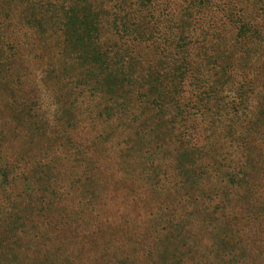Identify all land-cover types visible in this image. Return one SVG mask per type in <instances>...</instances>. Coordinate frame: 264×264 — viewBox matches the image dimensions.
<instances>
[{
    "label": "rangeland",
    "instance_id": "obj_1",
    "mask_svg": "<svg viewBox=\"0 0 264 264\" xmlns=\"http://www.w3.org/2000/svg\"><path fill=\"white\" fill-rule=\"evenodd\" d=\"M258 1L203 0L181 19L191 31L235 16L249 31L229 43L236 57L216 73L207 113L146 111L121 91L111 105L64 106L42 61L30 63L33 129L0 117V264H264Z\"/></svg>",
    "mask_w": 264,
    "mask_h": 264
},
{
    "label": "trees",
    "instance_id": "obj_2",
    "mask_svg": "<svg viewBox=\"0 0 264 264\" xmlns=\"http://www.w3.org/2000/svg\"><path fill=\"white\" fill-rule=\"evenodd\" d=\"M263 2L254 12H264ZM203 6V0H0V117L21 123L25 133L33 129L38 100L27 77L34 60L42 61L41 74L55 82L64 106L111 105L121 91L146 111L174 105L209 112L216 73L236 57L229 43H244L249 31L235 16L210 18L191 31L180 25ZM144 64L150 71L138 70ZM184 123L171 129L179 133Z\"/></svg>",
    "mask_w": 264,
    "mask_h": 264
}]
</instances>
